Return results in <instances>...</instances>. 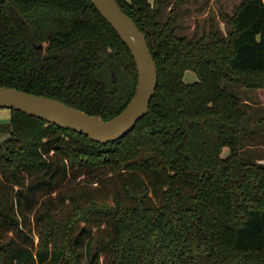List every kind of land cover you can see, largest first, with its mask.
Instances as JSON below:
<instances>
[{"label":"trees","instance_id":"trees-1","mask_svg":"<svg viewBox=\"0 0 264 264\" xmlns=\"http://www.w3.org/2000/svg\"><path fill=\"white\" fill-rule=\"evenodd\" d=\"M115 1L156 63L148 113L101 144L9 110L0 264H264V163L242 156L246 103L226 88L264 90V1L239 0L220 12L224 33L190 38L168 0ZM136 85L89 0H0V87L109 120Z\"/></svg>","mask_w":264,"mask_h":264},{"label":"water","instance_id":"water-1","mask_svg":"<svg viewBox=\"0 0 264 264\" xmlns=\"http://www.w3.org/2000/svg\"><path fill=\"white\" fill-rule=\"evenodd\" d=\"M129 49L137 70L135 94L126 107L109 120L89 115L55 99L9 87H0V108L23 112L62 129L86 135L92 141L114 142L136 126L149 110L157 86V67L146 35L127 16L115 0H89Z\"/></svg>","mask_w":264,"mask_h":264},{"label":"rangeland","instance_id":"rangeland-1","mask_svg":"<svg viewBox=\"0 0 264 264\" xmlns=\"http://www.w3.org/2000/svg\"><path fill=\"white\" fill-rule=\"evenodd\" d=\"M152 1V0H150ZM171 7L176 5V10L180 13L178 20V35L190 38L196 34L201 35L203 29H208L211 25L213 29L225 32L226 26L220 17V12L231 13L232 9L239 0H168ZM264 1V0H263ZM169 8L166 9V18ZM196 75L192 71H186L183 75V81L190 83L195 81ZM226 88L232 91V94L246 103L247 116L244 119V128L246 133L242 135L244 144L242 156L247 161L259 159L264 163V90L249 88ZM10 120L8 109L0 108V124H7ZM8 136L7 133H0V142ZM228 154V149L224 148L221 157Z\"/></svg>","mask_w":264,"mask_h":264}]
</instances>
